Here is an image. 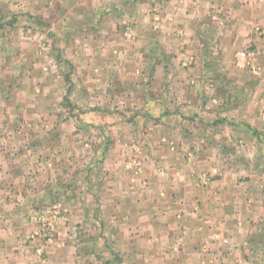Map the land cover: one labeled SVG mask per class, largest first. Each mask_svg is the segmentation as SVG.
I'll return each mask as SVG.
<instances>
[{
    "label": "crops",
    "instance_id": "1",
    "mask_svg": "<svg viewBox=\"0 0 264 264\" xmlns=\"http://www.w3.org/2000/svg\"><path fill=\"white\" fill-rule=\"evenodd\" d=\"M85 1L82 20L70 13L77 0L64 14L66 0H0V13L43 16L52 31L0 18V264H85L94 235L102 251L115 238L122 264H264V242H255L264 238V55L255 59L261 69L231 65L242 86L226 96L203 46L218 29L247 44L250 29L264 28V0ZM68 107L80 111L60 118ZM55 122L58 146L49 140ZM86 127L97 132L82 136ZM88 138L100 140L101 160L94 144L78 162L85 166L71 168L66 156L74 162L76 152L66 146ZM137 155L147 158L140 171L128 159ZM205 171L214 174L208 185L198 181ZM29 185L42 202L70 205L58 224L68 243L44 259L27 243L28 210H7L16 202L8 191ZM82 220L99 231L78 232ZM205 248L219 260H206Z\"/></svg>",
    "mask_w": 264,
    "mask_h": 264
},
{
    "label": "rangeland",
    "instance_id": "2",
    "mask_svg": "<svg viewBox=\"0 0 264 264\" xmlns=\"http://www.w3.org/2000/svg\"><path fill=\"white\" fill-rule=\"evenodd\" d=\"M50 0H48L49 3ZM71 0H66L65 2V6L63 7L62 11L63 14L65 11H68L69 8L66 7L67 5H69V2ZM3 2V1H2ZM16 2V1H13ZM84 2H86L85 0H77V6L75 7V9L71 10L70 13L74 14L77 17H80L82 20L84 19V17L88 14L89 10L87 8H85V4ZM50 5L52 3H49ZM67 4V5H66ZM0 9L2 8L3 5L0 4ZM4 12H6L4 10ZM47 12V11H46ZM66 13V12H65ZM124 18L126 17L127 20L129 18V20L131 19V16H129V14H124ZM146 15V14H145ZM0 18H2V20H4V22L7 21H19L20 23L23 24H28L26 21H31L33 20L32 24L36 25L38 24V27L35 28H39L40 30H42L45 35L48 33L47 31H49L51 26H48V23H45L46 19L45 17L41 16L40 18H35L31 19V17L28 16V14H24L22 11L20 10H14L12 11L10 9V13L4 14V13H0ZM160 18V16H159ZM235 31V30H234ZM251 31V39L247 44L244 45H234V40L231 43L230 42V35L226 34V33H230L233 32V30H228L223 31L222 29H218L215 31V33H213V35H210V37H213L211 43L206 42L203 44L204 49H210V54H208L206 57L209 56V59L205 62L206 65V69L210 70V72L212 73H218L219 79L217 80V85L219 86V90L221 91L222 94L224 95H229V96H235L236 92H233V89L236 88V86H242L241 83H234L233 81L236 82V77L242 78L239 73L237 71L234 70V66H231L232 64H235V66H241L242 67H246L244 66L245 61H248L252 63V61L255 63V59L258 58V56H262L264 55V28H252L250 29ZM249 30H247V32L250 33ZM42 32V33H43ZM52 33L49 32L47 34V36H49ZM37 34V33H35ZM212 34V33H210ZM226 35L223 36V35ZM51 36V35H50ZM223 36V37H222ZM221 37V38H219ZM222 41V43H221ZM224 42L226 44H224ZM160 43V42H159ZM240 51V52H239ZM239 52L242 56H245L244 58L242 57H238L235 54ZM225 58H228L227 60H225ZM192 62L187 61L185 62V64H189L191 65ZM201 63V62H200ZM199 63V65H200ZM250 64V65H251ZM257 69H261L262 67L257 63L256 61V65H255ZM230 74H229V73ZM234 74H232V73ZM260 72L257 70V74L259 75ZM233 76V80H230L229 78ZM238 80V79H237ZM253 82H249L248 84H245L244 86L247 89H251V87H253ZM237 87V90H238ZM240 96V92L237 93ZM70 100V99H69ZM80 110H75L72 109L70 107L65 108L63 110L59 111V116L60 118H69L68 115H71L70 117H74L75 112L79 113ZM30 115H28L29 121H31L30 118L33 117V114L35 112H29ZM115 113H117V110H115ZM62 115V116H61ZM55 118V117H54ZM33 126L28 125L27 129L29 134L35 132L32 129ZM60 127L58 125V123H54L50 128L49 131V136L53 137L50 138L49 140L51 141L50 144L54 145V146H58V144L60 143L59 140H56V137H54L57 133L61 132L60 131ZM79 128V127H78ZM80 129V128H79ZM86 130V131H85ZM85 130H81L80 134L82 136H86L88 135V133L90 132H97V130H94V127H86ZM96 138V136H95ZM91 140H94L93 142H91ZM85 139V141L83 140V142L79 145H76L77 147L71 148L70 143H68L66 141V143H68V145L66 146V150H70L72 152H76V155L74 157V162L72 161V158L70 156H66V158H70V163L66 160V163L69 164L71 166V168L73 167V165H75V168H83L85 166V164H82L83 162H81V164L79 165L78 162L80 163V161L85 160L84 156H88V151L90 150V148L96 144L95 147V152H98V157H97V161L101 160L102 157V149L103 146L99 145L100 140L95 141V139ZM35 140H33L34 142ZM47 143V142H46ZM142 143V142H141ZM101 144V143H100ZM139 145V144H137ZM140 146V145H139ZM139 146H137L135 148V150H138ZM143 146V145H142ZM141 147V146H140ZM134 148V146L132 147ZM224 150L228 153V151H234L235 149V145L234 144H230V145H226L223 146ZM237 150V148H236ZM242 148L238 147V151L242 152ZM191 151V150H190ZM189 152V151H188ZM187 152V153H188ZM94 156V155H93ZM101 156V157H100ZM240 156V155H238ZM88 158V157H87ZM95 158V156H94ZM132 158V159H131ZM130 159V165L131 167H136L138 170L140 169H144V164H145V157H142L141 155H137V157H130L128 158ZM197 159L196 153H195V157H193L192 159H189L187 154L185 155V160L191 164H193ZM242 161H244L243 159H241ZM259 159H256L254 161H252V163L258 162ZM58 162H65L64 159L58 161ZM73 162V163H72ZM251 162H248V164H250ZM77 164V165H76ZM79 166V167H78ZM138 166V167H137ZM78 170V169H77ZM139 170V171H140ZM79 171L77 174V183L80 184L81 181H83V173H81ZM204 174H208V175H212L214 178V174H212L211 172H202L198 175V181L202 183V179H203V175ZM212 178V180H213ZM65 183L58 181L57 184H55L56 187H60L63 184L66 185ZM24 182V181H23ZM28 183V181H26ZM9 194L12 195V199H15L16 202H13V204H7V210H12L15 211L17 209L22 208L23 210H28V213L26 214V221H24V223H27L28 227H29V234L27 237V243L29 244L28 246H30L33 249V254L34 256H39L42 259L43 256L47 253H45L47 248L53 247L54 245H63V244H67L68 240H61L60 237V232L58 231V224L60 223V220L63 218H65L66 214L70 211V205L68 203V200L64 197H60L59 199H57L56 201L52 200V198L50 200L52 201H45L42 202V197L40 195V193L35 192L33 190V188H31V186L29 185L28 189L25 188L24 191H17L15 189L9 190L8 191ZM18 195V197H17ZM22 195V196H21ZM22 199H24V201L22 202ZM2 200V199H1ZM0 200V202H1ZM32 202H34L33 204H31ZM17 203V205H16ZM82 203V202H81ZM1 206H3V203L0 204ZM14 206V207H13ZM80 207V206H79ZM93 212H95L96 214H100V208L93 206ZM78 213V212H77ZM65 222V221H63ZM79 229L78 232H82L84 233L86 231V229L89 230H93L94 234L96 231H99V229L97 228V226L92 225L91 222H85L84 220L81 221V223H78ZM46 234H48L46 236ZM51 236V237H50ZM83 238V237H82ZM103 238L100 236H96L94 235L93 239H92V249L94 250L93 252H89L87 253L84 257V262L85 264H122V257L120 256V253L118 254L117 252L114 251V246H115V238L110 235V237L108 238V242H107V251H102V246L100 245L101 240ZM73 240V239H72ZM215 241V239H214ZM218 241V240H217ZM256 244L261 245L264 242V238H257L255 240ZM39 249H43L42 253H39ZM205 251H207V249L205 248ZM201 254L205 255V259L207 258V256H215V259L217 258V255L214 253H209V251L207 252H203L201 251ZM252 256H260V254L253 252ZM219 258H222L221 255H219ZM214 259V258H213ZM242 258H240L239 260V264H246L244 262V260H241ZM207 260V259H206ZM205 260V261H206ZM219 260V259H218ZM207 263V262H206ZM224 264V263H221Z\"/></svg>",
    "mask_w": 264,
    "mask_h": 264
},
{
    "label": "built area",
    "instance_id": "3",
    "mask_svg": "<svg viewBox=\"0 0 264 264\" xmlns=\"http://www.w3.org/2000/svg\"><path fill=\"white\" fill-rule=\"evenodd\" d=\"M187 156H188V158L189 159H192L193 157H195V153L193 152V151H189L188 153H187ZM212 178H213V176L210 174V175H208V174H204L203 175V179H202V183L204 184V185H208V184H210V182L212 181ZM48 234H46V236H47ZM51 237V236H50ZM42 251H43V249H39V253H42Z\"/></svg>",
    "mask_w": 264,
    "mask_h": 264
}]
</instances>
